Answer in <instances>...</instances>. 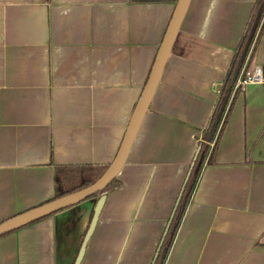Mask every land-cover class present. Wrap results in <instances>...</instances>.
Here are the masks:
<instances>
[{"label":"crops","instance_id":"0c3cea01","mask_svg":"<svg viewBox=\"0 0 264 264\" xmlns=\"http://www.w3.org/2000/svg\"><path fill=\"white\" fill-rule=\"evenodd\" d=\"M253 1L189 0L115 185L0 234V264H73L101 194L79 264H150ZM176 3L0 0V222L104 172ZM221 124L162 264H264L262 86Z\"/></svg>","mask_w":264,"mask_h":264},{"label":"water","instance_id":"95a60500","mask_svg":"<svg viewBox=\"0 0 264 264\" xmlns=\"http://www.w3.org/2000/svg\"><path fill=\"white\" fill-rule=\"evenodd\" d=\"M189 0H177V3L175 5V8L173 9L171 18L167 24V27L165 29L163 38L158 46L157 53L155 55L154 61L152 63L149 75L147 77V80L144 83V86L142 87V90L140 92V95L138 97L137 102L135 103V106L133 108L132 114L130 116L129 122L127 124V127L125 129L123 138L120 142V145L117 149V152L113 158V160L109 163L107 168L104 170V172L92 183L78 188L76 190L61 194L55 198H52L50 200H47L35 207L29 208L23 212H20L18 214H15L9 218H6L5 220H2L0 222V234H3L5 232H8L10 230L16 229L20 226H23L25 224L30 223L31 221L38 219L42 216H45L49 213H52L53 211H56L60 208L69 206L71 204H74L83 198L87 197L88 195L102 190L108 182L117 175L119 172L123 162L125 161L127 151L131 145V142L133 140V137L135 135V132L139 126V123L147 110V107L149 105V102L151 100V97L155 91V88L157 86V83L159 81V77L161 75L163 66L166 62L167 56L170 51V47L172 45V42L174 40L175 34L179 28L180 22L182 20V17L185 13V10L187 8ZM198 153V149L196 153L194 154L193 161ZM193 161L190 163V165L193 164ZM191 168V166H190ZM190 168L187 172V175L184 179V182L182 184V187L185 183V181L188 178ZM179 192V195L177 199L175 200L172 212L166 222L165 228L161 234L160 240L158 242V245L156 247V250L153 254L152 260L150 264H154L159 248L161 246V243L163 241V238L168 230V226L171 220V217L173 215L174 208L176 204L179 201V197L182 191ZM105 195L101 194L93 208L92 216L89 222V225L85 231V234L83 236L82 242L80 244V247L78 249L77 255L75 257V260L73 264H79V261L82 257L83 251L85 249V245L87 242V239L93 229V226L95 224V221L97 219V216L99 214V211L101 209V206L104 202Z\"/></svg>","mask_w":264,"mask_h":264},{"label":"trees","instance_id":"16d2710c","mask_svg":"<svg viewBox=\"0 0 264 264\" xmlns=\"http://www.w3.org/2000/svg\"><path fill=\"white\" fill-rule=\"evenodd\" d=\"M263 26L264 0H254L249 11L248 17L245 21L240 38L236 44L228 68L220 85L218 96L214 103L208 123L203 129L202 139L198 143V153L193 161V164L191 165L188 178L182 187L179 201L174 208L173 215L168 226V230L163 238L154 264H162L166 256L170 241L175 233V230L178 226V223L181 219L186 203L188 201L189 195L198 177L200 168L209 150V141L213 140L219 123L222 121L223 124L229 112L233 96L235 95V93L238 92L237 90L233 91V85L243 65L245 64V67H247L249 57L251 56L254 50L258 36ZM222 124L220 125V129L222 127ZM83 170L84 172H82L81 175L82 179H80V182L77 184V186L72 189L84 187L92 183L99 177V172L93 166H86V168ZM114 185L115 178H112L102 190L96 191L92 194L103 192L107 188H111Z\"/></svg>","mask_w":264,"mask_h":264},{"label":"built area","instance_id":"2783aa9c","mask_svg":"<svg viewBox=\"0 0 264 264\" xmlns=\"http://www.w3.org/2000/svg\"><path fill=\"white\" fill-rule=\"evenodd\" d=\"M250 83L260 84L264 89V71L262 65L254 63L251 66H243L235 80L233 91H242Z\"/></svg>","mask_w":264,"mask_h":264},{"label":"rangeland","instance_id":"374dc122","mask_svg":"<svg viewBox=\"0 0 264 264\" xmlns=\"http://www.w3.org/2000/svg\"><path fill=\"white\" fill-rule=\"evenodd\" d=\"M68 176V179H65L64 181V183H63V185L62 186H67V184L69 185L70 183H69V180H70V177L71 176H75L72 172L69 174V175H67ZM60 180H62V178L60 179Z\"/></svg>","mask_w":264,"mask_h":264}]
</instances>
